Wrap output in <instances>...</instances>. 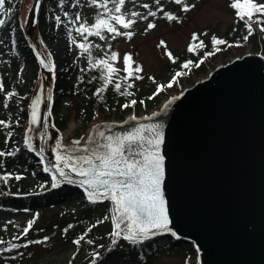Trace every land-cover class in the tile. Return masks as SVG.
I'll return each mask as SVG.
<instances>
[{"label": "water", "instance_id": "95a60500", "mask_svg": "<svg viewBox=\"0 0 264 264\" xmlns=\"http://www.w3.org/2000/svg\"><path fill=\"white\" fill-rule=\"evenodd\" d=\"M42 4L34 0L24 29L42 76L39 122L36 129L29 120L24 143L51 185L53 175L61 181L59 188L69 183L56 172L54 153H84L70 151L76 146L61 140L53 119L56 76L37 37ZM139 125H158L163 136L162 191L169 231L154 229L150 238L167 236L173 244H197L198 264H264V56L246 51L232 57L149 112L98 121L83 137L95 138L97 130L121 134ZM65 171L73 180L70 185L87 198L82 177ZM103 201L111 204L114 224L115 205Z\"/></svg>", "mask_w": 264, "mask_h": 264}, {"label": "trees", "instance_id": "16d2710c", "mask_svg": "<svg viewBox=\"0 0 264 264\" xmlns=\"http://www.w3.org/2000/svg\"><path fill=\"white\" fill-rule=\"evenodd\" d=\"M31 5L34 0H29ZM63 0H44L40 9L38 17L39 42L45 49V40L62 21V13L59 10L60 4ZM235 0H227L229 14L232 15V20L227 24L222 33L217 34L216 30L209 33V38L204 40L203 37L193 32L186 46V50L182 53H191L190 56L181 57L180 63L174 65L173 69L180 73V77L186 79L191 75L203 76L209 71V67H213L215 59L219 58L221 61H226L229 57L242 54L244 52H260L264 56V31H261L260 24L252 23V34L249 35L248 28L244 20H240L237 15V10L230 5ZM258 4H264V1L255 0ZM25 0H5L3 10H0V19L5 21L4 25L0 27V40L7 42L9 45V57L5 60H0V85L6 95L13 97L18 102L17 111H7V107L0 102V121H4L5 125H0V152L6 155L0 157V177L7 176L5 181L0 179V207L3 206H19L25 207L30 212L35 209L42 212L47 205H56L59 202L66 204L70 200H75L77 211L61 213L59 209L52 213L50 219L41 218L33 224L32 229L27 236L23 235V230H19L12 236L0 231V239L4 240V244H0V264H25V261L34 259L36 257V248H40L47 253L52 249L59 240L75 245L74 240L84 235L85 240L81 242L78 248L86 251V256L82 257L80 261L74 264H92L95 253H99L96 257V264H147L154 259V256L160 250H168L171 253H177L178 250L189 253L188 244L178 242L173 244L169 237L156 235L153 238L144 240L141 243H131L124 240L122 237L116 238L117 243H112L113 237L109 234L113 231V218L111 215V204L108 201L93 203L86 199L79 189H75L72 185L66 184L62 187L51 190V179L47 174L41 173V164L34 153L28 152L25 143L22 142L24 136V128L27 126L28 119L32 114L31 106L33 102V93L36 91V85L40 83L39 67L36 64L35 57L31 52L25 40V21L24 5ZM174 6H172V5ZM171 4L164 5L161 13H168L176 16L178 19L180 14L176 12L175 5L183 10V4H176L172 0ZM194 4V3H193ZM30 5V6H31ZM30 8V7H29ZM29 8L26 12H29ZM93 10L88 14V27H91L100 14L104 12L103 8L98 6L93 7ZM184 11V10H183ZM159 12V9H158ZM60 20L57 21L56 17ZM264 21V16L259 17ZM256 18L254 17V20ZM59 22V24H57ZM17 30V31H16ZM206 30V29H205ZM16 31V33H15ZM105 38L109 37L106 31L101 33ZM193 34H196L198 39L193 40ZM5 37L8 40H4ZM95 35H88L78 37L77 41L89 48L90 54L85 53L87 57V67L85 70L77 72L75 75H70L72 66L68 61L64 63L57 62L55 65V89L53 105V118L55 124L62 132L66 125V118L64 114L60 113V101L63 96L73 97L77 95L83 100L86 97L89 99L79 103L76 117L81 120L80 130L85 132L92 124L97 121L107 120L110 118H123L128 112L139 114L140 112H147L158 105L163 90L175 91L179 89L175 78L177 73L172 72V76L167 81L157 82L149 78L148 73H137L145 81V87H140L139 81L142 79H131L125 81L119 69L111 60V54L105 53L102 49L108 46L107 43H99L94 38ZM222 39L226 41L223 45H215L213 38ZM247 37V39H245ZM203 41L204 47L199 48L197 45ZM98 46V47H97ZM192 46L195 51L189 52L188 48ZM220 50L217 51L216 49ZM48 52V51H47ZM49 53V52H48ZM172 54V62L175 60ZM133 58V53L128 52ZM18 56L19 63L13 59ZM101 59H108L113 67L118 69V72L113 75L112 83H105V75L103 68L97 64ZM52 60V59H51ZM3 61L5 64L3 65ZM189 67L185 69L183 65L188 63ZM24 62H30L37 67L34 74L35 78L25 85L26 89L17 87L13 84L10 75L17 67H21ZM134 62V61H133ZM56 64V63H54ZM132 67L135 68L134 63ZM211 67V68H212ZM174 77V79H172ZM173 81V82H172ZM193 81H191L192 83ZM120 83L121 89L117 91L115 84ZM131 83L133 87L128 88L127 91L131 95H122L126 84ZM171 85L170 87L168 85ZM99 93V94H97ZM14 94V95H12ZM166 94V93H165ZM135 100L136 103L129 107H124ZM16 120L17 122L15 123ZM10 133V135H9ZM14 152V155H7V153ZM30 173L36 178V187L31 191L27 188L23 180V174ZM16 176L22 177L17 180ZM28 185V184H27ZM45 190V191H44ZM41 217V213H40ZM71 225V227H69ZM67 229V231H65ZM90 229V231H89ZM19 237V239H14ZM45 237L48 239L45 241ZM91 239L92 244H87L86 241ZM31 241H44L43 243H30ZM17 245L12 248L11 245ZM27 244V247L23 245ZM196 263V260H193ZM187 262V264H189Z\"/></svg>", "mask_w": 264, "mask_h": 264}, {"label": "rangeland", "instance_id": "374dc122", "mask_svg": "<svg viewBox=\"0 0 264 264\" xmlns=\"http://www.w3.org/2000/svg\"><path fill=\"white\" fill-rule=\"evenodd\" d=\"M25 1L24 18L28 13L26 12L27 9L31 7L30 1ZM226 1L227 0H184V3L190 6L189 10L183 11L179 5H175L176 12L177 14H180V17L177 20L170 21L165 17V13H161L162 8L160 7L171 4L172 0H160L159 4L156 3V0H126L122 7V12L126 18L135 20V23L130 29H123L120 25L115 26L120 32H132L133 35L131 38L124 35H117L113 38L114 34L108 32L106 33L109 37H106L103 40L97 36L94 38L101 44H108V46L102 47V49L105 50V53L109 54L112 47H114V51H116L118 58L112 63L118 67L119 72L123 75H126V72L124 71L125 64L123 58L126 54H128V52H130L134 55L132 58L134 66L139 65L142 68L141 72H149V78L163 83L162 81H167L170 76L173 75L171 74L172 72L178 73L173 69V67L174 65L176 66L180 63L181 57H188L191 55V53L182 52L187 49L186 46L188 45L193 32L200 34L204 40L209 38L208 35L213 30H216L217 34L223 32L227 24L232 20V15L229 14L227 9L228 3H226ZM97 3L102 4L103 0H97ZM144 4H148L149 7L144 8ZM96 6L97 5H94L91 0H63L59 7V10H61L62 13V22L60 24L57 22L59 25L51 31V34L45 40L46 44L44 45V48L47 49L49 53L46 50H44V52L47 54L49 59H52V64L57 65L58 62L59 65H61V63L68 61L70 66H72V71L70 73L71 76L75 75L77 72L85 70L88 65V56L85 53H81L82 51L79 47L80 42L77 41V38L81 37V35L76 31V29L79 28L80 24H84L88 27V14H90L93 10L92 8ZM108 7H113L111 2H109ZM132 12H137L139 15L132 17ZM149 12H156V16L153 17L148 15ZM65 13H67V16ZM76 14H79L81 17L79 21L75 20ZM149 23L155 24V27L148 29L147 26ZM4 40H8V38L5 37ZM161 41L164 42L163 45H161ZM9 50L10 48L8 43L0 40V60H5L6 57H9ZM170 51L174 53L173 57L175 64L169 60L170 58L167 55ZM230 58H232V56L228 59ZM13 60L16 63L20 62L18 56H16ZM223 62L224 61L217 58L214 60L212 65L214 67L215 65ZM4 64L5 62L3 61V65ZM20 66L21 67H17L16 70L12 71L10 78L15 86L25 89V85L35 78V66L30 62H24ZM211 67L208 68L209 71L213 69V67ZM149 78L140 80V87L144 88L146 86L145 81L147 82ZM198 78H201V76L191 75L190 77L184 79L180 77V75H177L175 81L179 86V89L175 91H168L167 89H164L158 105L154 108L159 106L160 102L171 96V94L178 93L182 91L183 88L192 85L194 80H197ZM172 79H174V77H172ZM191 81L193 82L191 83ZM40 88L41 87H39V85H36V91L33 93L34 98L32 107L33 103L38 101L37 96L39 95L38 93ZM87 99H89V97L84 98V100ZM84 100L77 95H73V97L63 96L60 101V113L64 114L66 118V125L61 136V140L65 143L73 144L74 141H80L85 132H87V130L82 132L79 129L81 126V120L76 117V107ZM0 102L3 103L4 106L7 105V111H17L18 109L19 104L16 99L3 92L0 94ZM112 119L113 118H110V120ZM14 121L15 123L17 122L16 120ZM71 124L72 127L70 128ZM60 154L63 155L62 153ZM56 155L57 154L54 153L55 157ZM26 174L32 175L30 173H24L22 176ZM27 178L29 177L26 176L24 183L27 182L25 183L27 188L32 191L35 186L30 182H33L35 179L36 183V178H33L30 182L27 181ZM25 209L27 208L14 205H1L0 231L12 236L20 229L23 230L27 226L29 220L34 219L36 222L41 220V218H43L42 221L45 218L50 219L52 217V213L57 209H59L61 213L77 211L75 200H70L65 205L62 202H59L56 205H47L45 210L42 212H39L37 209L32 212L28 209V211H24ZM9 221L12 223H9ZM188 250V254L180 250H178L177 253H171L168 250H160L154 256V259L147 264H187L189 261V264H198L193 261L197 260L199 256V252L197 251L195 244L192 242L189 243ZM35 251L37 252L36 257L25 261V264H74L76 261L79 262L83 256H86L85 250L80 249V247L78 248L76 245L70 246L69 243H65L62 240H59L57 244L45 254H43L45 251L40 248H36Z\"/></svg>", "mask_w": 264, "mask_h": 264}, {"label": "snow or ice", "instance_id": "6c2138e0", "mask_svg": "<svg viewBox=\"0 0 264 264\" xmlns=\"http://www.w3.org/2000/svg\"><path fill=\"white\" fill-rule=\"evenodd\" d=\"M94 5L104 9V12L100 14V18H97L95 23L91 27H86L84 24H80L76 31L84 36L95 35L101 40L105 37L101 34L102 31L114 34L113 38L117 35H124L131 38L132 32H120L115 25H120L123 29H130L135 23V20L126 18L122 12V7L126 0H103L102 4H98L97 0H91ZM109 2L113 7L109 8ZM176 4H183V10L188 11L190 6L184 3V0H174ZM159 4L160 0H156ZM5 0H0V10H3ZM233 9L237 10V15L240 20H244L249 31V35L252 34V23L262 25L261 31H264V21H261L259 17L264 16V4H258L255 0H235L230 5ZM144 8H148V4L143 5ZM162 11V9H161ZM67 16V13H65ZM139 13L132 12L131 16L136 17ZM148 15L156 16V12H149ZM165 17L172 21L178 18L174 15L165 13ZM254 17L256 18L254 20ZM57 21L60 17H56ZM81 19L79 14H76L75 20ZM146 19V17H145ZM5 21L0 19V27L4 25ZM155 24L149 23L147 28H154ZM198 39L196 34H193V40ZM247 39V37H245ZM215 45H223L226 41L222 39L213 38ZM164 42L161 41V45ZM79 47L83 52L90 54L89 48L84 44H80ZM98 47V46H97ZM199 48H203V41L197 45ZM217 51L220 49L217 48ZM189 52L195 51L192 46L188 48ZM168 57L172 59V54L167 53ZM117 54L113 52L111 54V60H117ZM125 69L127 76L124 77L125 81L131 79H142L137 75L142 71V68L137 65L132 67L134 63L130 55H125L124 58ZM43 64L44 62L41 61ZM185 63L183 67L187 69L189 64ZM105 75V83H112V77L118 72V69L113 67L109 63L108 59H101L97 61ZM180 75V73H177ZM171 86L170 84L168 85ZM133 87L131 83H127L122 95H131L127 89ZM115 88L120 91L121 84L116 83ZM3 90L0 85V91ZM99 94V93H97ZM14 95V94H12ZM136 103L135 100L130 104L124 105L129 107ZM39 101L33 103V111L31 114V120L33 124L39 122L37 114V106ZM7 107V105H5ZM0 125H5L4 121H0ZM7 126V125H5ZM158 125H139L132 130L126 131L121 134H106L104 131L97 130L96 137L89 136L86 143L81 146L79 140L74 141L75 148L70 149L73 152L84 153L82 155H61L57 153L56 159V172L64 182L69 184L73 183L72 178L68 175L65 169L75 173L76 176L82 177L80 185L86 186L87 198L89 201L96 203L102 202L104 199L110 200L115 205V220L114 229L109 234L113 237L112 243H117L116 238H122L130 241L131 243H141L150 238L151 235H155L153 230H159L163 232L169 231V213L166 206V201L162 191V183L164 179V157L161 155V144L163 143V136L158 130ZM111 131V130H109ZM10 135V133H9ZM29 149L32 148L31 143H28ZM61 147V145H57ZM14 152L7 153V155H14ZM6 155L4 152H0V157ZM45 171L49 169L45 168ZM22 177L16 176L19 180ZM0 179L7 180L8 177H0ZM52 187L56 188L60 184V180H57L55 175L52 176ZM24 211H28L25 209ZM9 223H12L9 221ZM35 220H29L27 226L23 229V235L27 236L32 229ZM71 227V225L69 226ZM67 231V229H65ZM90 231V229H89ZM173 236L176 233H172ZM19 239V237H14ZM48 238L45 237V241ZM85 240V236L82 235L73 243L77 246ZM44 241H31L30 243H43ZM5 241L0 239V244H4ZM87 244H92L93 241L88 239ZM27 247L28 245H23ZM12 248H16L17 245L12 244ZM99 253H95L92 264H96V257Z\"/></svg>", "mask_w": 264, "mask_h": 264}, {"label": "bare ground", "instance_id": "6f19581e", "mask_svg": "<svg viewBox=\"0 0 264 264\" xmlns=\"http://www.w3.org/2000/svg\"><path fill=\"white\" fill-rule=\"evenodd\" d=\"M35 126H36V129H37V123L35 124ZM71 127H72V124L70 125V128H71ZM50 139H51V137H50ZM87 139H88V135H85L84 137H82V138L80 139L81 145H84V144L86 143ZM53 140H54V137H52V139L50 140L51 143L53 142ZM64 143H65V142H64ZM65 144H67V143H65ZM73 145H74V144H73ZM193 244H194V243H193ZM195 247L197 248V251L199 252V255H200L201 252H200V250H199L198 245L195 244Z\"/></svg>", "mask_w": 264, "mask_h": 264}]
</instances>
